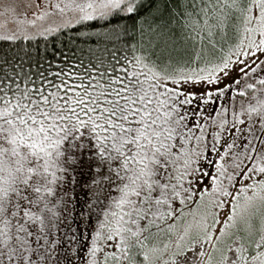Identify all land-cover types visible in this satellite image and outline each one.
Returning <instances> with one entry per match:
<instances>
[{
    "label": "snow or ice",
    "instance_id": "1",
    "mask_svg": "<svg viewBox=\"0 0 264 264\" xmlns=\"http://www.w3.org/2000/svg\"><path fill=\"white\" fill-rule=\"evenodd\" d=\"M0 264H264V0H0Z\"/></svg>",
    "mask_w": 264,
    "mask_h": 264
}]
</instances>
